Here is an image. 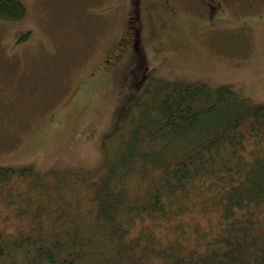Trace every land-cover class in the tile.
I'll return each mask as SVG.
<instances>
[{
  "label": "trees",
  "instance_id": "1",
  "mask_svg": "<svg viewBox=\"0 0 264 264\" xmlns=\"http://www.w3.org/2000/svg\"><path fill=\"white\" fill-rule=\"evenodd\" d=\"M25 13L0 0V21ZM140 94L98 170L0 165V264H264V104L200 83Z\"/></svg>",
  "mask_w": 264,
  "mask_h": 264
},
{
  "label": "rangeland",
  "instance_id": "2",
  "mask_svg": "<svg viewBox=\"0 0 264 264\" xmlns=\"http://www.w3.org/2000/svg\"><path fill=\"white\" fill-rule=\"evenodd\" d=\"M169 1L171 16L150 0H132L126 16L128 0H22V20L0 21V165L98 170L102 138L156 80L229 87L263 105L264 0H221L228 23H206L204 0Z\"/></svg>",
  "mask_w": 264,
  "mask_h": 264
},
{
  "label": "flooded vegetation",
  "instance_id": "3",
  "mask_svg": "<svg viewBox=\"0 0 264 264\" xmlns=\"http://www.w3.org/2000/svg\"><path fill=\"white\" fill-rule=\"evenodd\" d=\"M204 0L202 10L205 15V22L206 23H212L215 20L222 21L221 23H228L230 22V15L227 12V10L223 6V2L221 0ZM249 3L255 1V0H247ZM137 2L136 4L132 2V0H128V11L126 13V16L130 15V11L132 9V6H138ZM150 7L157 9L159 11H162L166 13L167 15L171 16L173 14L172 9L170 7V1L169 0H150ZM142 8V7H141ZM256 21L259 22L260 20H264V14L257 15L255 17ZM131 46V45H130ZM132 49V46H131ZM134 50V48H133ZM132 50V51H133ZM122 55H118V58ZM118 66L115 64H110L109 66H105L106 71H115ZM105 71V72H106Z\"/></svg>",
  "mask_w": 264,
  "mask_h": 264
}]
</instances>
